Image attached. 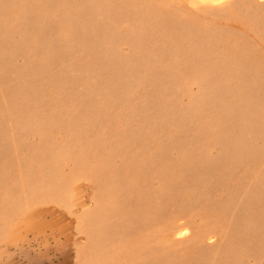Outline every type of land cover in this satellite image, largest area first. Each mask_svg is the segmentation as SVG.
Returning a JSON list of instances; mask_svg holds the SVG:
<instances>
[{
  "label": "rangeland",
  "instance_id": "1",
  "mask_svg": "<svg viewBox=\"0 0 264 264\" xmlns=\"http://www.w3.org/2000/svg\"><path fill=\"white\" fill-rule=\"evenodd\" d=\"M0 264H264V0H0Z\"/></svg>",
  "mask_w": 264,
  "mask_h": 264
}]
</instances>
